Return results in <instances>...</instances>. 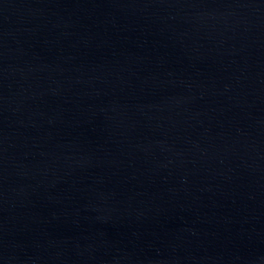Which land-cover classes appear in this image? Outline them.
I'll use <instances>...</instances> for the list:
<instances>
[{
  "label": "water",
  "instance_id": "obj_1",
  "mask_svg": "<svg viewBox=\"0 0 264 264\" xmlns=\"http://www.w3.org/2000/svg\"><path fill=\"white\" fill-rule=\"evenodd\" d=\"M0 264H264V0H0Z\"/></svg>",
  "mask_w": 264,
  "mask_h": 264
}]
</instances>
